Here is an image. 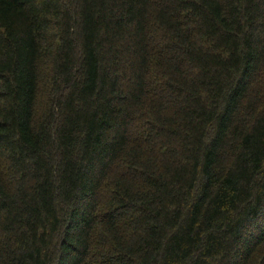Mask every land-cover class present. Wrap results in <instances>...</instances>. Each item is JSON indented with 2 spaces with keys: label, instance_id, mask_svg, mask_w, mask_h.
<instances>
[{
  "label": "trees",
  "instance_id": "trees-1",
  "mask_svg": "<svg viewBox=\"0 0 264 264\" xmlns=\"http://www.w3.org/2000/svg\"><path fill=\"white\" fill-rule=\"evenodd\" d=\"M0 264H264V0H0Z\"/></svg>",
  "mask_w": 264,
  "mask_h": 264
}]
</instances>
